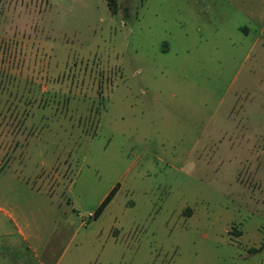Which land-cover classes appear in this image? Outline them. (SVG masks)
Returning a JSON list of instances; mask_svg holds the SVG:
<instances>
[{
  "label": "rangeland",
  "instance_id": "1",
  "mask_svg": "<svg viewBox=\"0 0 264 264\" xmlns=\"http://www.w3.org/2000/svg\"><path fill=\"white\" fill-rule=\"evenodd\" d=\"M117 3L0 0V196L72 209L66 258L261 264L264 0Z\"/></svg>",
  "mask_w": 264,
  "mask_h": 264
},
{
  "label": "crops",
  "instance_id": "2",
  "mask_svg": "<svg viewBox=\"0 0 264 264\" xmlns=\"http://www.w3.org/2000/svg\"><path fill=\"white\" fill-rule=\"evenodd\" d=\"M263 28L264 22L261 25L262 32ZM10 171L12 179L8 182L13 185L16 179H20V173ZM21 180L25 181L26 193L17 194L15 198L0 196V264H96L91 258L83 260L78 258V255L66 258V246L62 248L59 243L66 231L58 230L56 215H53V212L62 211L64 217L66 216V225L75 226L69 238L72 242L83 226L82 222L78 227L75 225L72 219L74 211L67 205H54V200L49 195L44 197L48 204L36 205L39 203L33 193L34 186L30 187L23 178ZM35 211L40 214H35ZM58 234L60 237H55ZM257 253L264 256V248L253 255ZM263 262L264 257L261 264Z\"/></svg>",
  "mask_w": 264,
  "mask_h": 264
},
{
  "label": "trees",
  "instance_id": "3",
  "mask_svg": "<svg viewBox=\"0 0 264 264\" xmlns=\"http://www.w3.org/2000/svg\"><path fill=\"white\" fill-rule=\"evenodd\" d=\"M108 9L111 13L115 14L118 11V3L117 0H106ZM263 34H264V28H263ZM117 187L114 186L109 193L104 197V199L101 201L99 206L94 211V217H98L100 213L103 211V209L107 206V204L112 200L114 194L116 193ZM264 248L263 245H260L259 247H251L249 248V251L252 253L259 252ZM264 264V262H263Z\"/></svg>",
  "mask_w": 264,
  "mask_h": 264
}]
</instances>
